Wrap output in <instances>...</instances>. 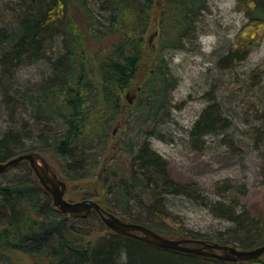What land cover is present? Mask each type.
<instances>
[{"label":"trees","instance_id":"trees-1","mask_svg":"<svg viewBox=\"0 0 264 264\" xmlns=\"http://www.w3.org/2000/svg\"><path fill=\"white\" fill-rule=\"evenodd\" d=\"M24 2L19 12L0 20V68L2 75H9L12 69L42 60L54 47L60 50L58 57L49 63L50 73L44 82L32 89L9 87L8 92L12 94V103L18 98L33 116L36 128L46 131V139H40L45 147L40 150L52 154L71 183L75 181L73 173L84 165L83 157H94V163L89 165L92 168L96 164L107 167L98 158L100 153L105 156L110 151L108 129L112 125L140 126L156 121L167 108L175 79L161 50L164 46L182 47L194 17L205 4L203 0ZM238 3L248 21L235 34L227 53L218 59L216 65L221 71L244 64L264 31V0H238ZM152 28L158 39L153 54L147 53L145 41ZM262 78L264 59L252 70L247 83L254 84ZM131 87L135 89L133 101L126 105L124 94ZM6 94L9 98V93ZM258 120V132L264 138V112ZM230 126L228 118L210 100L194 122L190 139L198 141L204 136L218 135ZM31 137L26 127L20 131L13 127L1 130L0 162L39 151L33 148L14 152ZM114 149L112 146V154ZM122 149L129 155L138 149L139 154L125 173L129 181L121 179L118 187L112 189V197L121 201L119 206L126 209L132 189L143 190L153 199L164 194L201 197L195 184H181L170 178L165 160L150 150L147 141L122 142ZM27 170L30 176L26 174L0 185V264H264V253L252 260L233 262L156 247L112 232L95 213L106 234L91 240L89 233L71 222L72 215H55L61 211L53 206L50 195L29 166ZM110 190L108 186L106 194ZM40 191L48 199L43 204L39 201L43 199L38 196ZM213 191L220 200L212 211L233 224L213 238L183 227L164 212L159 200L149 203L142 215L118 217L145 225L166 237L231 246L238 243L237 248L243 250L262 245L258 240L264 231V218L245 208L237 211L239 199L245 195L244 186L234 180H223L213 186ZM100 205L111 212L104 204Z\"/></svg>","mask_w":264,"mask_h":264},{"label":"rangeland","instance_id":"rangeland-1","mask_svg":"<svg viewBox=\"0 0 264 264\" xmlns=\"http://www.w3.org/2000/svg\"><path fill=\"white\" fill-rule=\"evenodd\" d=\"M203 1L205 6L194 17L182 47L164 46L161 50L169 73L175 79L167 108L162 110L156 121H147L140 126L131 123L116 128V125H112L108 129L109 154L104 156L100 153L98 158L99 163L105 161L107 167L96 164L92 168L89 165L94 163V157H83L84 165L73 173L75 181L71 183L62 174V168L52 154L40 150L45 147V142L40 139H46V131L41 132L40 127L36 128L33 116L21 106L18 98L12 103V94L8 92L9 87L25 90L44 82L50 73L49 63L58 57L60 50L54 47V50L52 48L46 52L42 60L12 69L9 75H2L0 68V131L8 127L20 131L26 127L32 135L14 152L21 153L33 148L39 150L36 152L46 159L66 183L65 198L71 201L93 198L117 216L131 218L136 213L142 215L149 203L159 200L164 212L183 227L213 238L217 232L233 225L212 211L213 205L220 200L213 186L219 181L234 180L245 188V195L239 199L237 211L245 208L252 215L264 218V138L258 132V117L264 112V78L254 84L247 83L252 70L264 59V31L244 64L231 71H221L216 63L227 53L235 34L248 21V16L238 8V0ZM23 4L24 0H0V20L19 12ZM155 33L156 30L152 28L146 34L147 53L153 54L157 48ZM60 40L57 39L56 44ZM6 93H9L10 99ZM134 93V87L125 92L126 105L132 103ZM210 100L215 102L222 116L228 118L231 126L221 134L193 141L190 139V130ZM136 132H139V136H136ZM137 139L147 141L150 150L165 160L167 172L173 181L195 184L201 197L191 199L164 194L160 199H153L152 195H147L143 190L132 189V197L126 209L119 206L121 201L112 197V189L118 187L121 179L129 181L125 173L139 154L138 149L132 155L127 154L122 149V142ZM112 146H115L113 154ZM27 168L26 161L10 166L0 173V185H7L26 174L30 176ZM108 186L111 190L106 194ZM38 196L43 198L39 199L40 204L48 200L43 191L38 192ZM55 215L65 216L61 212ZM69 218L73 224L89 233L91 240L106 234L94 213L86 217ZM258 241L264 244V231ZM235 246L240 248L238 243Z\"/></svg>","mask_w":264,"mask_h":264},{"label":"water","instance_id":"water-1","mask_svg":"<svg viewBox=\"0 0 264 264\" xmlns=\"http://www.w3.org/2000/svg\"><path fill=\"white\" fill-rule=\"evenodd\" d=\"M130 101L131 99H129V102ZM21 161H26L28 163L29 168L37 178L39 184L50 195L53 206L59 211L72 216L86 217L91 210H94L98 213L103 224L116 234L130 237L156 247L186 254L212 257L222 261H248L264 253V244L252 249L243 250L235 246L221 245L217 242H208L205 240L169 238L145 225L123 221L117 215L104 211L102 207L92 199H81L76 201L65 199L66 183L58 178L46 159L36 151L22 153L5 162H0V173ZM194 243L198 244V246L189 245Z\"/></svg>","mask_w":264,"mask_h":264},{"label":"flooded vegetation","instance_id":"flooded-vegetation-1","mask_svg":"<svg viewBox=\"0 0 264 264\" xmlns=\"http://www.w3.org/2000/svg\"><path fill=\"white\" fill-rule=\"evenodd\" d=\"M53 170V169H52ZM54 171V170H53ZM55 172V171H54ZM56 173V172H55ZM57 174V173H56ZM57 176H58V174H57ZM58 178L59 179H61L59 176H58ZM62 180V179H61ZM66 189H67V185H66ZM65 194H66V190H65ZM65 194H64V198H65ZM51 198V197H50ZM95 199H97L96 197H94ZM65 199H67V198H65ZM83 199H85V198H83ZM87 199H93V198H87ZM95 201V200H94ZM95 202H97V201H95ZM98 203V202H97ZM99 204V203H98ZM100 205V204H99ZM101 206V205H100ZM103 209V208H102ZM104 210V209H103ZM104 211H106V212H108L107 210H104ZM90 213H95V214H97L98 215V213L96 212V211H94V210H91L90 211ZM89 213V214H90ZM99 216V215H98Z\"/></svg>","mask_w":264,"mask_h":264}]
</instances>
